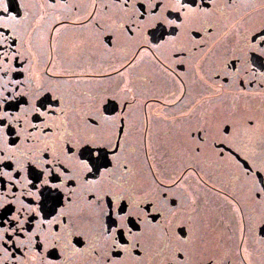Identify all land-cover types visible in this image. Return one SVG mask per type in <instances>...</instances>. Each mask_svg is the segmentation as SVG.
I'll return each instance as SVG.
<instances>
[{"label":"snow or ice","instance_id":"obj_1","mask_svg":"<svg viewBox=\"0 0 264 264\" xmlns=\"http://www.w3.org/2000/svg\"><path fill=\"white\" fill-rule=\"evenodd\" d=\"M117 2L120 15L110 18L112 28L106 33L105 25L95 20L93 12L83 18L89 23L95 21L97 31L104 33L105 50L134 46L132 55L112 72L122 75L121 69L134 68L147 53L165 82L176 85L178 81L181 95L171 93L175 98L166 104L182 102L191 89L183 73L176 72L168 59L182 66V56L204 46L196 25L206 24L203 31L208 34L215 31V24L208 19L219 12L215 0ZM9 3L0 0V19L4 21L0 23V264H30L37 256H43L41 264H69V251L75 255L82 250L90 264H151L153 248L146 246L149 233L156 238L154 254L162 257L158 264H218L217 253L208 251L209 242L195 236L191 215L177 224L174 249L168 239L169 225L177 216L185 215L176 190L186 187L183 182L189 172L201 181L204 174L191 164L180 167L174 178L166 174L176 157L186 154L200 158L206 148H211V156L223 167L225 176L242 180L241 187L250 193L248 199L261 207L258 215L249 216L241 200L233 197L234 211L247 222L252 237L251 247L247 236L237 242L240 264H252L254 255L264 264V106L238 102L255 96L264 99V20L250 26L256 9L264 13V0H231L224 5L229 11H246L240 14L236 29L226 35L225 58L208 78L214 87L215 81H222L216 91L228 101L221 126L217 128L205 113L202 126L188 133V137L198 138L195 145L180 137L161 142L158 153H154L151 133L145 129L139 135L142 160L133 147L136 96L118 99L120 92L133 91L129 81L125 80L121 89L102 91L98 99L91 97L86 117L77 113L69 122L62 95H53V88L40 91L41 85L34 94L30 87L33 73L25 75L29 70L24 65H32V41L25 40L15 25L8 23L13 20L20 24L27 12L13 16ZM47 6L56 8L58 0H47ZM19 7L27 5L20 3ZM72 7L79 9L78 4ZM54 23L57 27L49 30L59 33L64 25L59 20ZM186 30L198 41L191 49L180 43ZM47 63L52 66L44 69V75L51 80L75 75L58 71L51 56ZM241 63L242 69L238 67ZM160 84L159 75L147 79V86ZM256 85L260 91L252 92ZM45 92L47 102L41 99ZM73 95L79 94L73 90ZM187 115L180 114L181 118ZM204 160L207 162L208 157ZM145 171L147 182L140 179ZM81 199L87 201L88 211L74 214L71 209ZM192 204L196 205V197ZM84 225H99L98 232L93 233L94 246L85 247ZM224 243L221 235L216 246L223 250ZM221 264H229L227 255Z\"/></svg>","mask_w":264,"mask_h":264},{"label":"flooded vegetation","instance_id":"obj_2","mask_svg":"<svg viewBox=\"0 0 264 264\" xmlns=\"http://www.w3.org/2000/svg\"><path fill=\"white\" fill-rule=\"evenodd\" d=\"M94 2L95 8L93 7ZM215 2L219 12L215 16L208 17L215 24V31L208 34L203 31L206 24L198 23L196 25L201 29L200 40L205 42L204 46L182 56L181 59L185 61L182 66H177L170 58L168 59L169 64L176 72L183 73V79L191 89L185 99L175 106L166 104V101L175 98L171 95L173 92L175 95H181L177 86L178 81L176 85L165 82L164 76L159 73L158 66L152 62L147 53L143 54V59L138 61L134 68L128 69V71L121 69L122 75L112 72L113 68H119L132 55L134 46L128 45L121 50L116 48L105 50L102 42L104 33L97 31L94 26L95 21L89 23L83 18L89 12H93L95 20L105 25V33L108 32L112 28L110 18L120 15L117 0H58V6L54 9L47 6V0H10L11 15L23 16L27 12V18L20 24L13 20H9L8 23L15 25L25 40L31 39L32 41L30 49L32 65H24V67L29 70L25 75L33 73L30 87L34 94H36L37 85H41L40 91L53 88V95H62L66 119L69 122L77 118V113L80 118L86 117V105L91 102V97L98 99L102 91L121 89L124 87L125 80L129 81L128 87H131L133 91L120 92L118 99L125 95L129 98L133 94L136 96L133 107L135 137L133 147L137 149V155L142 160L144 152L139 148V135L145 129L151 133L154 153H158V145L163 146L161 142H172L180 137L188 139L190 144L195 145L198 138L196 136L188 137V133L189 131L195 132L202 126L205 113L217 128L221 126L225 105L228 101L216 91L222 81H215L214 87L208 78L213 71L220 67V61L225 58L226 35L236 29L240 14L246 10L229 11L224 5L231 0H215ZM20 3L26 4L27 7L20 8ZM197 3H200V0H197ZM73 4H78L79 9H74ZM205 6H207L206 3ZM56 20L64 25L59 33L49 30L57 27L54 23ZM262 20H264V13L260 9H256L250 26L258 25ZM3 22L0 19V23ZM167 35L166 32L165 38ZM58 36L59 43L57 42ZM40 37L43 39H39ZM180 43L191 49L192 44L198 43V41L186 30L181 34ZM50 56L57 61L55 67L58 71L75 75L71 78L64 77L57 80H51L49 76L44 75V69L52 66L47 63ZM165 56L167 58L166 53ZM238 67L242 69L243 64H238ZM13 75L17 74L13 73ZM156 75L160 76V86H147V79ZM205 80L208 81L207 84L204 83ZM73 90L79 95L74 96ZM251 90L252 92L260 91L258 85ZM47 97L48 93L45 92L41 99L47 102ZM238 102L241 104L250 102L256 106H264V99L260 96L247 100L241 98ZM82 108L84 110H81ZM116 110H120L119 105H116ZM181 113L188 115L181 118ZM257 114H259V107H257ZM60 119L63 120L64 117ZM216 135L218 136V132ZM11 138L15 139L14 136ZM147 142L146 134L145 143ZM208 143L211 144V138ZM204 156L208 157L207 162H205ZM157 158L159 159L158 155ZM186 164L195 165L196 171L204 174V179L201 181L193 172H189L184 177L183 183L186 187L182 186L176 190V194L181 197V203L184 205L185 215L177 216L169 225L168 239L172 241L173 249L177 224L185 220L187 215H191L196 227L195 236H202L209 242L208 251L217 253L218 264H221L225 255L229 257V264H240L242 257L237 251V242L247 236L248 245L251 247L252 237L247 232V222L242 221L240 213L234 211L236 205L233 202V197L241 200V203L245 205V213L249 216L258 215L262 211L261 207L248 199L250 193L241 187L242 180L236 181L232 177L225 176L223 167L211 156V148H206L200 158L186 154L176 157L174 167L170 168L166 174L167 178H174L179 173L180 167ZM137 166L139 167V164ZM140 179L147 182L146 171ZM193 197H196L195 206L192 204ZM82 210L85 214L88 211L87 201L83 199L71 209L74 214L81 213ZM242 223L244 224L243 228L241 227ZM98 230L99 225L91 227L84 225L82 227L81 231L85 232V240L88 242L85 247H88L89 244L95 245L93 233ZM221 235L225 238L223 250L216 246ZM155 239L149 233L146 241V246L153 248L151 264H158L162 258L154 254ZM42 260L43 256H37L36 260L31 261L30 264H41ZM68 262L69 264H90V258L83 250L75 255L69 251ZM252 264H261V257L254 255Z\"/></svg>","mask_w":264,"mask_h":264}]
</instances>
